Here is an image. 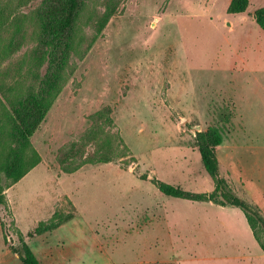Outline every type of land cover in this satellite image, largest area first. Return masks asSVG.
Wrapping results in <instances>:
<instances>
[{"label":"rangeland","instance_id":"rangeland-1","mask_svg":"<svg viewBox=\"0 0 264 264\" xmlns=\"http://www.w3.org/2000/svg\"><path fill=\"white\" fill-rule=\"evenodd\" d=\"M229 3L81 0L61 92L29 138L40 163L10 187L0 172V264H22L10 249L20 237L40 264H264L239 208L221 216L151 182L212 191L195 137L213 127L220 176L237 197L264 204V33L252 17L264 0L241 14L227 13ZM42 7L31 0L12 12L23 24L1 35L13 39L0 58L6 86L23 83L20 63L25 71L42 52L33 36ZM51 61L30 92L45 87ZM1 96L0 147L9 127ZM236 164L251 169L243 187L231 179Z\"/></svg>","mask_w":264,"mask_h":264},{"label":"trees","instance_id":"trees-1","mask_svg":"<svg viewBox=\"0 0 264 264\" xmlns=\"http://www.w3.org/2000/svg\"><path fill=\"white\" fill-rule=\"evenodd\" d=\"M29 1L31 0H0V58L13 42V39H9L4 43L1 39L2 33L12 25L16 26L12 36L19 32L23 24L22 19L16 17L14 13ZM41 3L42 11L36 20L38 30L33 32V36L37 37L42 52L36 55V50L32 51L29 58L31 61L28 62L25 71L23 66L26 61L23 60L20 63V78L23 83L6 86L0 77L1 99L7 103L5 117L9 121L5 139L0 147V172L4 173L8 187L18 182L40 163V156L31 148L29 138L61 92L62 68L66 64L64 54L69 45L70 48L72 46L71 38L81 0H41ZM248 3L249 0H230L227 13L241 14L247 9ZM252 17L264 33V7L257 9ZM57 58H60L59 63L56 62ZM50 59L52 60L50 66L54 67V70L46 80L42 79V82L40 80V85L44 84L45 87L40 88L37 93L30 92V87L33 85L30 82L38 76L37 68ZM195 141L204 169L213 181L212 191L186 192L156 179H152L151 182L162 194L171 198L239 208L245 215L255 241L264 253V219L255 207L237 197L226 180L220 176L216 148L222 143L221 134L212 127L205 132H197ZM3 204L4 188L0 185V206ZM10 249L22 264H40L22 237H20V244L18 246L11 244Z\"/></svg>","mask_w":264,"mask_h":264},{"label":"crops","instance_id":"crops-1","mask_svg":"<svg viewBox=\"0 0 264 264\" xmlns=\"http://www.w3.org/2000/svg\"><path fill=\"white\" fill-rule=\"evenodd\" d=\"M218 148L219 147H217V149L216 150H218ZM218 153V151H216V154ZM218 159V158H217ZM218 164L220 165V162H219V160H218ZM237 165V169H238V178L237 177H234V178H232V176L230 175V172L227 170L228 169V167H227V169H226V173H227V176L226 177H228V176H231V179H233V180H235L236 182H237V184L239 185V186H241V187H243L244 186V181H243V179H248L247 177H249L248 176V174H250V175H252L251 174V169H250V167H247L246 169H245V172H244V170H242L241 169V167H240V164H236ZM258 170H261V169H258ZM248 171H249V173H248ZM219 172H220V167H219ZM254 172V171H253ZM258 177H259V179H260V182H259V180L257 179V187L260 189V194L264 197V170H261V172H259L258 173ZM229 185H230V183H229ZM243 190H244V188H243ZM259 200H261V199H258V200H256V203H252L251 205L253 206V207H255L256 209H257V211L259 212V214L261 215V217L264 219V204H263V202L262 201H259ZM190 202V201H189ZM193 203H196V204H205V206H207V207H205V210H208V209H210V208H219L220 210H222V212L221 213H219L218 215H221V216H227V217H233V218H237V215L239 214V213H237V211H234V209L236 208V207H229V206H227V207H221V206H217V205H215V204H212V203H210V202H193ZM205 214H207V212H204ZM244 214V213H243ZM175 217H176V215H175ZM244 219H245V215H244ZM199 220H201V218H199ZM246 220V219H245ZM246 223H247V221H246ZM248 225V224H247ZM175 226L177 227L178 226V224H177V222H175ZM175 227V228H176ZM249 227V226H248ZM250 229V228H249ZM251 231V230H250ZM251 234H252V232H251ZM253 236V235H252ZM254 238V237H253ZM255 240V239H254ZM257 243V242H256ZM258 245V244H257ZM259 247V246H258ZM260 249V248H259ZM262 252V251H261Z\"/></svg>","mask_w":264,"mask_h":264}]
</instances>
